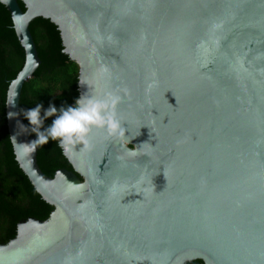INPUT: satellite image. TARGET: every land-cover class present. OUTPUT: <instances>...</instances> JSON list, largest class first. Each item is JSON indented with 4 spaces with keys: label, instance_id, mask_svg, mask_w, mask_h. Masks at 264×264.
Here are the masks:
<instances>
[{
    "label": "water",
    "instance_id": "obj_1",
    "mask_svg": "<svg viewBox=\"0 0 264 264\" xmlns=\"http://www.w3.org/2000/svg\"><path fill=\"white\" fill-rule=\"evenodd\" d=\"M0 2L25 52L6 92L10 142L53 207L18 222L0 264H264V0ZM36 17L58 27L79 96L82 82L119 90L127 128L62 148L72 169L53 176L8 117L41 63Z\"/></svg>",
    "mask_w": 264,
    "mask_h": 264
},
{
    "label": "trees",
    "instance_id": "obj_2",
    "mask_svg": "<svg viewBox=\"0 0 264 264\" xmlns=\"http://www.w3.org/2000/svg\"><path fill=\"white\" fill-rule=\"evenodd\" d=\"M19 3L25 9L24 4L21 1ZM29 28L41 63L33 76L23 84L19 109H29L37 103H42L45 109L49 103L57 108L73 104L79 96V68L63 52L58 27L50 19L36 17L30 22ZM24 60L25 52L13 28L11 15L0 2V243H6L16 235L20 220L28 217L46 219L53 209L20 169L7 129L6 92L10 81L22 68ZM21 116L28 125V121L22 114ZM51 119L45 124L50 123ZM37 163L48 176H53L59 168L72 169L59 143L54 140L39 144ZM187 264L204 263L195 259Z\"/></svg>",
    "mask_w": 264,
    "mask_h": 264
},
{
    "label": "clouds",
    "instance_id": "obj_3",
    "mask_svg": "<svg viewBox=\"0 0 264 264\" xmlns=\"http://www.w3.org/2000/svg\"><path fill=\"white\" fill-rule=\"evenodd\" d=\"M81 84H86L88 91L71 105L57 108L49 103L45 109L42 103H37L29 109L9 112L8 117L15 118L22 114L28 125L17 120V127L22 133H34L36 139L32 143L40 145L54 140L61 148L80 144L88 150L92 147L90 136L94 130L103 131L107 138L123 140L127 128L117 111V105L122 101L119 90L90 91L87 82ZM10 105L16 107L15 102ZM49 118H52L51 122L46 125ZM138 151L136 148H126L129 156H135Z\"/></svg>",
    "mask_w": 264,
    "mask_h": 264
}]
</instances>
